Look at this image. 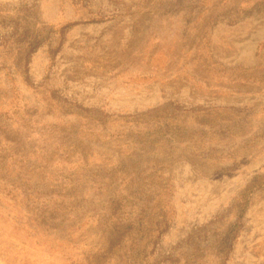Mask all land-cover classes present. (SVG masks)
I'll return each instance as SVG.
<instances>
[{"label":"rangeland","instance_id":"1","mask_svg":"<svg viewBox=\"0 0 264 264\" xmlns=\"http://www.w3.org/2000/svg\"><path fill=\"white\" fill-rule=\"evenodd\" d=\"M263 175L264 0H0V264H264Z\"/></svg>","mask_w":264,"mask_h":264},{"label":"trees","instance_id":"2","mask_svg":"<svg viewBox=\"0 0 264 264\" xmlns=\"http://www.w3.org/2000/svg\"><path fill=\"white\" fill-rule=\"evenodd\" d=\"M170 107L168 106H161V107H157L155 109H152L150 111V116L152 117V119L154 121H156L157 123L159 121H161L162 123H166V120L169 119L170 116ZM264 175L262 176L261 180L263 179ZM260 178H257L255 181H253L245 190L242 191L241 193V214H244L247 207H248V196L249 194L255 190L256 188H258L260 185H264V181L261 182V180H259ZM261 182V183H260ZM239 229V225L234 226L231 228L230 232H229V238L228 240L225 241V245H228V249L232 248V243L229 240L234 241L236 238V232Z\"/></svg>","mask_w":264,"mask_h":264}]
</instances>
